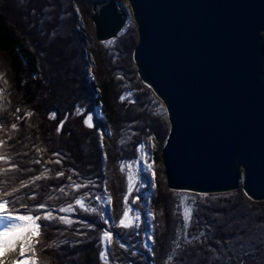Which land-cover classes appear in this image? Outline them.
<instances>
[{
    "label": "trees",
    "instance_id": "16d2710c",
    "mask_svg": "<svg viewBox=\"0 0 264 264\" xmlns=\"http://www.w3.org/2000/svg\"><path fill=\"white\" fill-rule=\"evenodd\" d=\"M96 1L102 0H88L85 15L91 30ZM1 8L0 50L11 94L5 95L1 78L0 203L9 215L32 220L36 227V237L20 259L28 264H264V205L240 193L223 201L194 196L190 221L183 223L178 198L173 199L178 194L159 191L160 150L169 128L163 135L151 118L132 143L136 149L143 144L150 148L147 160L157 171L155 183L146 196L140 192L128 200L115 143L103 132L119 130L125 121L120 113L128 114L126 119L147 116L139 96L133 95V105L119 104L122 97L106 69L99 80L94 72L87 89L105 119V130L96 139L95 126L83 128L76 116L80 89L72 83L71 93L63 89L61 95L54 89L56 79L43 80L35 43ZM129 207L139 213L137 226L122 224Z\"/></svg>",
    "mask_w": 264,
    "mask_h": 264
},
{
    "label": "water",
    "instance_id": "95a60500",
    "mask_svg": "<svg viewBox=\"0 0 264 264\" xmlns=\"http://www.w3.org/2000/svg\"><path fill=\"white\" fill-rule=\"evenodd\" d=\"M136 26L132 60L163 105L160 150L172 192L241 188L264 201V0H126ZM98 42L117 36L127 13L92 4Z\"/></svg>",
    "mask_w": 264,
    "mask_h": 264
},
{
    "label": "rangeland",
    "instance_id": "374dc122",
    "mask_svg": "<svg viewBox=\"0 0 264 264\" xmlns=\"http://www.w3.org/2000/svg\"><path fill=\"white\" fill-rule=\"evenodd\" d=\"M9 1L0 0V7L4 9L3 14L10 21L13 19L18 25L21 23V31L25 33L28 41L35 43L34 50L41 60L43 80L48 81L51 79L54 82V79H56L58 84L54 82V89L59 91L61 95L63 89L68 94L71 93L72 83L80 89V97H76L74 100V102L79 101V109L78 112L76 111L78 115L76 116L81 119L83 128L88 129V127L95 126L91 131H95L96 139L101 137L102 130H105L103 126L105 119L97 105L93 103V94L87 89V84L92 82L93 73L95 72L98 80L105 73L109 76L113 86L118 88V97H122L119 104L133 105V95L136 93L139 96L140 107H144L142 112L143 114L147 113V116L143 117L139 114L137 117L133 116L131 119H126L128 117L125 116H128V114H125V112L120 113V116L125 120L121 123L123 125L117 132L108 129L106 133L103 132V135L109 141L115 143L114 152L118 159L119 170L121 169L125 178L128 200L133 199V194L140 192H145L140 195L146 196L149 189L153 187L152 182L155 183L157 171L156 169L153 171V165L149 164L147 160L150 157L148 155L150 148L148 147L146 150L148 145L143 144L136 149V143H132V141L133 138H139L137 137L139 134L143 135L146 124H151V121L150 123L148 121L150 118V120L154 119L158 122L156 128L158 130L163 129V135L169 128V124L163 105L137 76L132 60L133 49L137 42V31L126 0H119L127 13V21L124 27L115 38L104 42L97 41L91 20L88 19L93 27V32H91L92 30L86 22L85 15H87L86 12L91 6L88 0ZM262 36L264 37V34ZM0 64V82L2 78L6 86L4 91H6V88L8 91L5 95L9 97L11 90L8 89L6 83L10 82V75L8 70L6 71L8 69L6 67V56L1 50ZM102 65L105 67L103 68ZM104 69H106V72H104ZM4 76L7 79L6 81H4ZM60 85L64 88H61ZM117 114H119V111ZM160 137L157 139V144L161 139ZM124 138H127L124 144L118 145ZM91 139L95 140L94 136ZM120 139L121 141H119ZM158 174H160L158 175L159 183L157 182L159 191L161 192L162 188L168 190L161 164ZM172 193L178 194H174L173 199L178 198L180 212L177 215L181 216L186 226L191 218L192 206L195 201L194 196H211L210 198L213 197L214 200L220 199L221 201L235 199L239 193L245 197L240 187L233 192L224 194ZM229 194L231 196H228ZM214 200L209 201L213 202ZM254 203L259 206L264 205V201ZM3 209L4 207L0 206V264H26V261L20 262L19 255L27 244L35 239L36 227L24 218L9 217L3 214ZM146 217L150 218V216ZM139 220V213L129 207L124 213L122 224L124 226H137ZM211 221L213 222L212 219ZM225 223L223 221L222 224ZM213 225L216 224L213 223Z\"/></svg>",
    "mask_w": 264,
    "mask_h": 264
}]
</instances>
